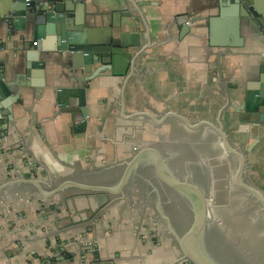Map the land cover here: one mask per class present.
I'll use <instances>...</instances> for the list:
<instances>
[{"label":"crops","instance_id":"0c3cea01","mask_svg":"<svg viewBox=\"0 0 264 264\" xmlns=\"http://www.w3.org/2000/svg\"><path fill=\"white\" fill-rule=\"evenodd\" d=\"M255 1L256 15L230 16L214 28L218 0L69 2L70 30L97 44L114 40L130 55L89 84L95 127L83 135L75 132L74 115H58V91L74 86L70 65L58 50L61 24L46 20L40 8L28 14L27 30H18L5 18L12 4L0 0V74L12 93L0 109V264H191L151 223L152 210L125 200V194L84 193L65 204L66 211L37 204L30 215L7 202L11 194H32L25 191L31 182L50 192L49 185L74 177L77 166L128 161L142 148L164 155L159 148L172 131L208 136L211 142L218 137L181 120L220 124L241 152L260 141L247 153L245 178L264 191V107L258 114L243 110L247 94L263 89L264 0ZM184 25L189 33H183ZM36 33L45 48L37 57L30 49ZM100 67L94 64L92 73ZM220 142L214 145L218 157L226 153ZM227 157L213 169L216 191L203 183L213 199H230L226 184L232 186L237 165Z\"/></svg>","mask_w":264,"mask_h":264},{"label":"water","instance_id":"95a60500","mask_svg":"<svg viewBox=\"0 0 264 264\" xmlns=\"http://www.w3.org/2000/svg\"><path fill=\"white\" fill-rule=\"evenodd\" d=\"M12 4L11 10L5 17L7 21L15 26L18 30L26 31L27 22L31 19L29 13L34 15L38 12V9L42 8L46 13L45 19L61 24L59 28L58 36L60 40V47L58 50L66 57L67 63L70 65L71 78L74 80V86L67 89H61L58 91V105L60 114H72L75 117V132L77 134H86L88 129L94 128V117H92L88 110L87 91L89 84L99 75L107 71H113L118 63L120 57L130 58L128 51L122 44L112 41L111 44H97L93 40L88 38L84 33H76L70 30V26L66 25V13H69V2L74 0H43L36 3L35 0H6ZM76 2L85 3L86 0H75ZM220 11L218 17L211 19V25L214 28L215 24H218L226 18L234 17L236 20L249 19L251 15H256V1L255 0H218ZM47 5H43V4ZM232 14V15H231ZM30 18V19H28ZM264 25V23H263ZM189 25H184L183 33H189ZM184 36V35H183ZM34 51L35 57L39 52L44 51V46L40 42L37 33L31 41V47ZM94 64H100L101 67L92 73L91 68ZM264 74V69H263ZM5 73L0 74V109L6 107V104H2L4 98L11 97L10 84L6 81ZM263 89L261 93L249 92L247 94L246 104L243 107L244 111L257 113L260 108L264 107V77L262 76ZM68 94V97H65ZM68 99V104L64 102ZM255 106V107H252ZM252 107V108H251ZM263 116V115H262ZM264 117H262V123H264ZM187 127L192 130H197L201 127H206L212 130L220 139L226 153L233 157L237 163V169L234 173L233 187L244 193V195L261 207V211L264 212V191L254 187L252 184L246 181V171L248 169L247 153L250 152L259 142L253 143L246 152L234 146L229 137L224 132L223 128L219 124V127H215L211 123L202 122L196 126L191 125L186 120H181ZM8 128V127H7ZM7 128H4L7 130ZM3 131H0L2 134ZM94 136H86V140H92ZM110 164V163H109ZM105 166V165H104ZM152 168L155 174L168 188L174 190L180 200L186 203L191 200V207L193 212V219L188 227L180 235H176L173 230L169 233L170 237L177 243L181 250L183 260L191 264H221L220 260L213 255L211 246L208 241V228L211 224V202L214 200L209 195L207 190V184L197 185L189 180L182 181L176 178L168 169L163 156L154 149H144L132 159L124 161L122 163H116V165H109L106 169L99 170L91 174L102 176L104 182L100 184L95 183H78L75 175L74 177L61 181L58 186L49 185L51 191L47 192L41 186L39 181L31 182L30 185L36 186L38 193L45 199H50L58 194H61L68 189L81 190L86 193H103L108 195H122L123 189L130 183L132 176L138 175L139 171L146 168ZM116 169H124V175L121 176V180L113 181V179H106V175L113 174ZM115 170V171H114ZM113 175H111L112 177ZM75 181V182H74ZM136 181V180H135ZM132 182V181H131ZM131 184V183H130ZM135 189V187L133 188ZM189 202V201H188ZM186 206H188L186 204ZM189 207V206H188Z\"/></svg>","mask_w":264,"mask_h":264},{"label":"rangeland","instance_id":"374dc122","mask_svg":"<svg viewBox=\"0 0 264 264\" xmlns=\"http://www.w3.org/2000/svg\"><path fill=\"white\" fill-rule=\"evenodd\" d=\"M215 139L211 142L208 136L193 134L185 137L172 131L164 145L159 148L164 152V155L161 154V151L158 152L163 156L168 169L176 178L182 181L187 179L194 184L201 185L206 181L209 184L211 183L212 186H209L216 191L215 184L213 185L210 182L212 178L217 180L214 177L213 169L216 163L220 162L222 164L225 162V159H228V154L224 152V149V155L219 157L216 155L214 145L215 143L218 144L220 140L219 137ZM196 155L197 158H195ZM232 160L236 167L237 163L233 158ZM116 163H122V161H109L106 159L99 164L77 166L72 173L81 175L76 177L78 183L100 184L104 182L103 175L98 176L91 173L106 169L109 165H116ZM197 164L201 168H197ZM123 170L116 169L113 174H108L105 177L109 180L119 181V178L121 180V176L124 175ZM137 174L135 177L132 176L131 184L129 183L123 189L125 200L136 202L137 206L144 205L152 210L154 219L151 223L158 225V228L163 230L164 233L166 232L169 235L168 232L173 230L176 235H180L194 217L191 200L186 203L180 200L174 190L161 183L151 167L139 171ZM111 175L113 176L111 177ZM49 177H53V175L50 174ZM56 177V179L60 178L57 175ZM42 178L43 176L41 178L35 176L37 180H43ZM59 184L61 183L56 181L55 185L58 186ZM27 187L29 189L25 191L32 194H26L25 197L11 194L7 201L10 206L19 205V207H22L25 215L26 212L30 215L29 210L37 204L42 206L41 209L48 204L57 205L58 207L63 206L66 211L65 204L72 202L74 204L76 198L86 193L81 190L68 189L50 199H45L33 185ZM134 187L135 189H133ZM226 188L232 191L231 196H229L230 199H214L211 202L212 220L207 232L211 251L220 260L221 264H264V212L261 211V207L255 201L248 199L245 195H240L241 191L234 188L233 185L230 187L226 184ZM217 193L219 197L223 196L220 188H218ZM116 197H119V195H116Z\"/></svg>","mask_w":264,"mask_h":264},{"label":"trees","instance_id":"16d2710c","mask_svg":"<svg viewBox=\"0 0 264 264\" xmlns=\"http://www.w3.org/2000/svg\"><path fill=\"white\" fill-rule=\"evenodd\" d=\"M85 256V255H84Z\"/></svg>","mask_w":264,"mask_h":264}]
</instances>
